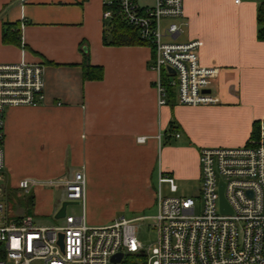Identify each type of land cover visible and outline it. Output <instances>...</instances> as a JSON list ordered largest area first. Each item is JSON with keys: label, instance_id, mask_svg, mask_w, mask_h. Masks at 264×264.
I'll list each match as a JSON object with an SVG mask.
<instances>
[{"label": "crops", "instance_id": "obj_1", "mask_svg": "<svg viewBox=\"0 0 264 264\" xmlns=\"http://www.w3.org/2000/svg\"><path fill=\"white\" fill-rule=\"evenodd\" d=\"M234 1L184 0L188 27L177 39L202 42L200 63L218 70L211 92L219 103L185 107L169 99L158 108L155 74L148 69L152 50L103 44L108 21L103 18L104 0H0V64H42L45 84L44 105L5 112V188L17 190L26 178L46 181L82 171L88 211L100 196L110 201V194H118L132 203L131 213L136 214L156 204L154 180L159 173L170 175L178 192L177 182H200L201 148L253 143L252 124H264L259 3ZM135 2L141 8L155 4ZM14 24L20 26L23 48L1 41L5 25ZM84 53L90 66L103 69L101 80H84ZM171 126L176 130L172 143ZM45 189L35 187L30 193L38 216L56 212L50 201L42 203ZM55 192L63 199L62 190ZM138 217L143 216L127 219ZM85 220L100 226L117 219L91 214Z\"/></svg>", "mask_w": 264, "mask_h": 264}, {"label": "built area", "instance_id": "obj_2", "mask_svg": "<svg viewBox=\"0 0 264 264\" xmlns=\"http://www.w3.org/2000/svg\"><path fill=\"white\" fill-rule=\"evenodd\" d=\"M115 2L124 22L152 50L148 69L155 74L152 86L158 108L167 106L170 98L175 105L185 107L219 103L211 92L218 70L200 63L202 42L177 41L188 27L184 0H155L151 8H141L135 0ZM112 4L113 0H104L105 7ZM110 17V10L103 11L104 19ZM43 69L38 63L0 64V264H123L128 256L138 254L142 255L139 264H264L262 140L256 146L201 148L200 188L194 196H162L161 185H167L170 194H176L177 187L170 175L159 173L157 212L152 217L88 225L83 210L86 180L82 171L70 178H26L17 183V191L23 195H30L35 187L62 190L63 202L81 207L79 216L66 214L62 225L42 227L30 217L15 219L6 214L2 173L5 112L14 107L44 105ZM207 90L209 93H205ZM144 140L137 139L141 143ZM221 186L229 213L221 210ZM146 218L157 231L156 245L149 252L137 239V223ZM119 254V263L113 262Z\"/></svg>", "mask_w": 264, "mask_h": 264}, {"label": "rangeland", "instance_id": "obj_3", "mask_svg": "<svg viewBox=\"0 0 264 264\" xmlns=\"http://www.w3.org/2000/svg\"><path fill=\"white\" fill-rule=\"evenodd\" d=\"M262 126L260 127V133L258 135V138L254 139V142L252 144L249 145H259V142L262 140V143L264 144V136L262 133ZM170 133V132H169ZM168 136H170L169 138H171L170 143L173 142V133L169 134ZM165 142V141H164ZM178 185V192L176 194H170L168 191V187L167 185L163 184L161 185L160 189H161V193L162 196L164 197H170V196H194L196 195V191L199 190L200 188V182H177ZM154 186H155V191H158L159 185H158V180L155 178L154 180ZM6 191L8 192V190L6 189ZM17 191V190H14ZM17 194V193H16ZM45 194L46 197L45 199L42 201L43 204H46V202L50 201L53 204V208L55 210L60 208L62 201V198L60 197V194L58 192H55L54 189H45ZM20 195V194H18ZM16 195V196H18ZM29 195H26V197ZM44 195L42 196L41 199H43ZM102 199L100 200V202H97V205L94 206L95 209H91L89 207V211L88 208L86 209V204L84 202V215H91V214H95L98 216V218H109V217H113V219H119L121 217H124L125 219L130 218V216L135 215V216H147V217H152L156 214L157 212V208H156V204H153L151 206H149V208L147 210H145L144 212H140V213H136L133 214L131 213V208L133 207L132 203L128 202L127 200L124 201L122 200L121 195L118 194H110L108 196V198H111V200H105L104 196H100ZM118 198H120V200H118ZM15 207H11L6 205V214L8 215H12V218H19V217H26V216H30V218L33 220L34 224L37 226H54V225H62L63 224V219H59V220H55L54 219V214H50V216H42L39 214V216L37 215L39 212H37L36 209H33L30 205L29 207H24V208H20L19 206H17V204H14ZM12 208V209H11ZM82 209L80 206L78 205H69L66 208V214L67 215H73V216H79L81 213ZM37 215V216H36ZM108 223V222H106ZM151 223V221L146 218L143 221H139L138 224V231H137V239L138 241L141 243V245L149 252L155 245L157 242V231L156 229H154L153 227H151V225H149Z\"/></svg>", "mask_w": 264, "mask_h": 264}, {"label": "trees", "instance_id": "obj_4", "mask_svg": "<svg viewBox=\"0 0 264 264\" xmlns=\"http://www.w3.org/2000/svg\"><path fill=\"white\" fill-rule=\"evenodd\" d=\"M110 10L111 17L105 23L104 32L102 42L106 46H148V44L142 40H140L136 30L130 26H128L119 11V7L115 0H113V4L110 7L103 6V11ZM257 39L259 41H264V3L258 5L257 9ZM2 43L5 45H13L18 48H23L24 46L21 43V35H20V26L18 24L14 25H5L4 31L2 33ZM83 69V78L86 81H99L103 77V69L99 66H90L87 63V54L84 53V62L82 65ZM173 100V98H170ZM169 100V101H170ZM260 123L254 122L252 124V130L250 133V140H254L258 138L260 133ZM262 133L264 136V124L262 125ZM176 130L171 126L169 129L170 133H174ZM249 145V144H248ZM17 193V194H16ZM18 191L8 189L6 191L5 199L6 205L13 208L15 207V203L20 208L29 207V205L33 206V196L20 194ZM18 195V196H16ZM11 208V209H12ZM30 217V216H26ZM22 218V217H19ZM142 262V255L138 254L135 256H128L123 264H139Z\"/></svg>", "mask_w": 264, "mask_h": 264}, {"label": "water", "instance_id": "obj_5", "mask_svg": "<svg viewBox=\"0 0 264 264\" xmlns=\"http://www.w3.org/2000/svg\"><path fill=\"white\" fill-rule=\"evenodd\" d=\"M172 72V71H171ZM205 93H209V90L205 91ZM220 204H221V210L222 212L225 213H229L230 210L227 208L226 202L222 196V186H221V190H220ZM69 205H76V203H71V202H62L60 205V208L56 210L55 214H54V219L55 220H59V219H63L66 215V208ZM62 242V236H60V240L59 243L61 244ZM122 256L121 254L115 256L112 261L115 263H119V261L121 260Z\"/></svg>", "mask_w": 264, "mask_h": 264}]
</instances>
